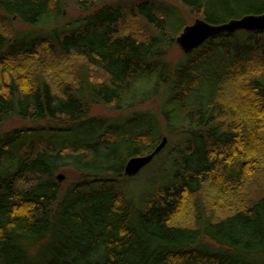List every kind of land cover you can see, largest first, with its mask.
Segmentation results:
<instances>
[{"label":"trees","instance_id":"obj_1","mask_svg":"<svg viewBox=\"0 0 264 264\" xmlns=\"http://www.w3.org/2000/svg\"><path fill=\"white\" fill-rule=\"evenodd\" d=\"M73 1L91 14L63 30L61 0H0V125L50 124L0 133V264H264V30L156 63L188 26L183 11L219 26L264 14V0L142 1L125 14ZM12 21L51 29L4 32ZM158 95L157 112L134 110ZM98 104L130 112L90 117ZM164 131L181 150L134 201L124 164L166 138L156 159ZM64 168L78 181L62 189ZM205 192L223 217L203 208ZM189 200L192 227L180 225Z\"/></svg>","mask_w":264,"mask_h":264},{"label":"rangeland","instance_id":"obj_2","mask_svg":"<svg viewBox=\"0 0 264 264\" xmlns=\"http://www.w3.org/2000/svg\"><path fill=\"white\" fill-rule=\"evenodd\" d=\"M142 1H153L154 3L164 5V6H175L177 8H181L179 5V0H105L103 2H99V5L97 7L109 5L121 8L123 13L125 14L128 8H132L134 5H136L138 2ZM96 7V8H97ZM79 8L75 5V2L73 0H61V12L60 17L58 18L57 27L66 29H74L77 25H79V21L84 20L87 18L88 15L91 14V11L84 13L81 10H78ZM93 11V10H92ZM183 11V10H182ZM181 14L186 22V25H191L194 23L196 17L188 15L186 12H182ZM49 21V19H47ZM78 22V23H77ZM77 23V24H76ZM126 23H131V19L126 17ZM73 24V25H72ZM76 24V25H75ZM131 25V24H130ZM129 25V26H130ZM138 25V24H137ZM138 28L140 30H145V26L143 22H140L138 25ZM144 28V29H143ZM4 32L11 33H18L23 31H30L32 33H37L38 31H43V29H51V27L47 26H38L36 28H32L30 26L24 25L22 23L12 21L11 23H7V25L4 26ZM134 28H130L129 30H133ZM38 34V33H37ZM184 53L180 49L178 45L173 46V48L169 49L167 55L163 57L161 60L157 61L158 67L164 66L165 68H170L171 66H174L177 64V62H180V60L183 59L182 56ZM56 71H52L50 74H54ZM61 74V73H60ZM55 75V74H54ZM52 75V76H54ZM8 78V77H6ZM152 85L146 87V91L152 90ZM162 95H158L157 97L151 98V100H147L144 105L139 106L135 108L136 111H146V110H152L157 112L158 107L161 103ZM130 111H115L110 106H104V105H92L90 107V113L89 116L93 118H99V119H110V118H116L120 115H128ZM47 125H50L49 123H30L27 121H22L20 119H12L9 120L3 124L0 125V133L7 132L13 129H23V130H30L34 129L38 126L41 128H45ZM164 136H167L166 132L164 131ZM168 137V136H167ZM168 139V144L164 152H162L160 155L156 157V159H153V161L147 165L145 168H143L136 176L133 175V177H125L123 180H121V187L123 191L130 192L134 199V201H138L139 199H144L146 194L150 193L153 189V185L156 181H159L160 177H167L170 172L172 171L170 158L173 159V153H175L177 150H181L182 144L178 139ZM123 151L121 152V154ZM63 175L62 181H58L61 185L62 189L67 188L72 183H76L78 181V176L69 168L61 169L57 175ZM169 178V177H167ZM120 187V184L118 185ZM202 198V206L203 208L208 209V213H215L218 217H223L227 211V209L220 208V205L222 204L219 199L215 198L214 193H203ZM230 202V201H229ZM192 210V203L189 200V202L186 203V210L184 213V216L180 218V225L185 226H194V214Z\"/></svg>","mask_w":264,"mask_h":264},{"label":"water","instance_id":"obj_3","mask_svg":"<svg viewBox=\"0 0 264 264\" xmlns=\"http://www.w3.org/2000/svg\"><path fill=\"white\" fill-rule=\"evenodd\" d=\"M238 30L263 31L264 14L259 16L248 15L239 19H233L223 25L213 26L203 20H195L193 24L183 28L176 42L184 54L192 52L202 45L210 36L221 32L232 33ZM166 138L160 141V144L150 154L145 156H136L130 158L124 167L126 177L136 176L143 168L149 165L157 154H159L166 145ZM63 175H57L58 181H62Z\"/></svg>","mask_w":264,"mask_h":264}]
</instances>
